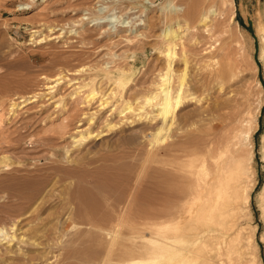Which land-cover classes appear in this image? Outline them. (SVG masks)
I'll return each instance as SVG.
<instances>
[{
  "label": "rangeland",
  "instance_id": "obj_1",
  "mask_svg": "<svg viewBox=\"0 0 264 264\" xmlns=\"http://www.w3.org/2000/svg\"><path fill=\"white\" fill-rule=\"evenodd\" d=\"M169 1L0 0V201L9 205L21 201L17 189L39 177L61 181L38 213L28 210L24 215L21 231H25V238L42 235L40 230L44 229L58 236L62 244H69L65 242L67 235L84 227L59 224L67 217L61 207L69 188L87 189L107 208H112L115 197L129 200L134 189L137 195L152 197L156 193V183L167 166L155 159L147 161L149 146L138 129L148 119L137 122V111L120 115L118 111L126 102L135 106L143 99V92L154 90L160 72L165 70V44L159 34L168 25L163 23V10ZM187 2L189 8L211 7L216 15L211 35L201 29L193 36L178 30L185 49L176 46L174 87L183 57L189 61V95L177 114L183 126L178 132L185 128L196 131L210 121L211 113H203L202 108L215 94H233L238 100L241 128L251 133L252 140L237 156L246 168L243 188L251 214L243 212L238 218L239 245L231 249L229 237L218 231H191L198 217L194 211L179 223L177 231V220L162 227L126 220L141 232L101 231L93 239L87 235L75 249L79 257L57 248L55 254L61 261L57 257L40 264H158L155 261L166 253L159 250L160 239L166 235L179 246L186 245L182 254L187 264H256L258 258L264 264V0ZM261 17L263 26L259 25ZM212 57L219 61L215 70L229 69L230 75L219 84L203 85L201 80L209 74L207 63L213 65L209 62ZM58 77H62L58 86L49 89ZM90 90L97 92V98L87 103L84 96ZM107 96L110 102L104 107L98 100ZM81 133L88 138L79 143ZM95 172L125 173L132 178L106 190L94 183L91 176ZM3 190L9 192L8 198ZM186 201L173 206L180 208ZM15 246H21L23 252L33 248L22 243Z\"/></svg>",
  "mask_w": 264,
  "mask_h": 264
},
{
  "label": "bare ground",
  "instance_id": "obj_2",
  "mask_svg": "<svg viewBox=\"0 0 264 264\" xmlns=\"http://www.w3.org/2000/svg\"><path fill=\"white\" fill-rule=\"evenodd\" d=\"M187 1L189 0H170L163 10V23L168 25L162 30L159 37L165 44L163 50L165 70L160 72L158 81L153 85L154 90L143 92V99H140L135 106L126 102L118 111L119 115L125 111H137L134 116L137 122L148 119V122H145V125L142 124L143 127L138 129L143 134L142 140L149 146V150L146 152L147 161L155 159L161 165L167 166L156 183L157 191L154 196L148 197L144 193L137 195L135 189H132L133 192L130 193L129 200L120 196L115 197L112 201V208L109 206L110 209L93 199L91 192L87 189L83 187L69 188L65 202L61 207L63 215L67 214V217L64 221L60 220L59 224L61 226V224L69 223L71 228H76L78 225L84 227L75 229L73 234L67 235L69 237L65 242L69 244H62V240L59 241L58 236H51L44 229L40 230L42 235L31 234L25 238V231H21L26 219L24 215L28 210H31L32 213H38L52 196L56 184L61 182L59 179L51 182L49 178L39 177L29 185L17 189L20 194V197L18 195L17 198L21 201L10 205L6 201H0V213L5 215H0V264H40V262L59 257V254H55L57 248L65 250V254L79 257L78 251L75 249L84 242V237L87 235L93 239L101 231H109V233L115 234L124 231L129 233L141 232L135 225L126 224V220L133 223L143 220L145 223L157 227L167 226L166 224L177 220L176 226L174 225L177 231L179 223L183 222L187 214L194 211H197L198 217L195 220L196 225L190 229L191 231L202 229L218 231L220 234L229 237L228 242L231 249L234 250L239 245L241 231L238 218L243 212L246 216H251V214L248 206L249 198L244 193L243 188L246 168L237 156L248 145L252 144V140L251 133L244 132L241 128V109L238 100L233 94L230 96L215 94L213 101L202 108L203 113H211L210 121L197 128L196 131H187L185 128L184 132H178L183 129V126H180V121H177V114L189 95V91H187L189 89H187L189 86L187 80L189 61L185 58L186 56L183 57V68L178 75V85L174 87L173 83V68L177 58L176 46H179L181 51L185 49V41L179 31L189 32L193 36L201 29L205 34H210L216 15L215 9L211 7L203 9L199 5H193L189 8ZM178 4L184 5V7L178 8ZM262 18L258 19L260 26H263ZM82 55V53L77 54V57ZM209 62H212L213 65L207 63L210 69L209 74H206V79L204 75L202 77L203 85H209L213 82L219 84L220 81L228 79L229 69L215 70L218 67L215 64H219V61L214 57ZM61 78H56L54 80L56 83L53 82V85L48 86L49 89L53 90L57 87ZM96 96L97 92L90 90L84 98L87 103H92L96 100ZM98 101L104 107L110 102L108 96L99 98ZM15 105L16 102L12 106ZM148 107H151L153 111H146ZM114 109L116 110V107ZM124 116L126 117V115ZM187 125L190 127V124ZM90 133L88 131L86 134L90 135ZM86 138L88 136L81 133L78 138L79 143ZM91 177L99 188L106 190L110 187L116 189L117 183L132 178L131 174L114 173L108 175L105 172L92 173ZM48 186L50 187L46 190ZM3 191L8 198L9 192ZM184 200L187 201L181 202L180 208L173 206ZM119 205H121L120 208ZM30 231L35 233L38 230L30 229ZM65 231L67 232V230L62 232ZM254 231L255 229L251 230L250 245L253 242ZM78 238L81 241L77 242ZM182 242L186 243V240ZM21 243L33 248L23 252L21 246H15ZM160 244L159 250L161 252L166 250V253L161 254L155 263L166 260L168 264H187L188 259L183 256V250L187 248L186 245L179 246L168 235L160 239ZM84 262L88 263L87 260ZM256 262L261 264L259 258ZM135 263L137 264V262Z\"/></svg>",
  "mask_w": 264,
  "mask_h": 264
}]
</instances>
